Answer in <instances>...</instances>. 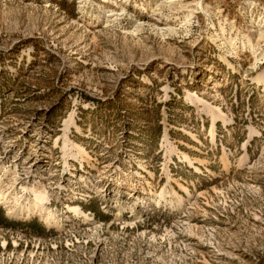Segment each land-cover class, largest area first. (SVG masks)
I'll return each mask as SVG.
<instances>
[{"label": "rangeland", "instance_id": "1", "mask_svg": "<svg viewBox=\"0 0 264 264\" xmlns=\"http://www.w3.org/2000/svg\"><path fill=\"white\" fill-rule=\"evenodd\" d=\"M0 264H264V0H0Z\"/></svg>", "mask_w": 264, "mask_h": 264}, {"label": "bare ground", "instance_id": "2", "mask_svg": "<svg viewBox=\"0 0 264 264\" xmlns=\"http://www.w3.org/2000/svg\"><path fill=\"white\" fill-rule=\"evenodd\" d=\"M38 202H41L40 205H38V206H39V207L42 206L43 199H42V200H41V199H38V200H37V204H38ZM39 209H40V208H39Z\"/></svg>", "mask_w": 264, "mask_h": 264}]
</instances>
